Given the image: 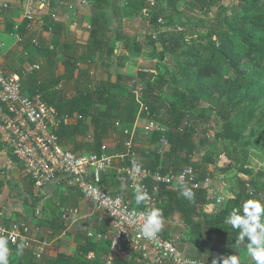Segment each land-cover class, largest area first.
<instances>
[{
	"label": "crops",
	"instance_id": "0c3cea01",
	"mask_svg": "<svg viewBox=\"0 0 264 264\" xmlns=\"http://www.w3.org/2000/svg\"><path fill=\"white\" fill-rule=\"evenodd\" d=\"M26 1L0 0V67L5 73L20 75L24 94L30 96L39 87L52 86L56 79L65 74V63L68 64L69 60L77 68L73 78L70 81L61 80L58 85H53L50 91H60L66 99L71 98L77 89L85 88L87 82H90L87 88H94L104 81L115 83L117 75H122L112 69L115 66L113 64L111 67L107 64L103 65L105 66L103 68L99 65L93 68L96 75L105 76L101 79L104 81L93 82L90 79L92 77L87 74L89 64L95 63L94 60L99 58L98 54H94L90 60L86 55L93 14L91 3L86 1L87 4H84L85 0H56L48 8L36 10L34 21L29 25L23 19V7ZM111 4L115 5L110 1ZM104 7L98 9L97 13L102 12ZM78 16L81 17L80 20H76ZM16 34L20 36V41L15 38ZM109 36L111 37L110 31ZM33 41L38 45L35 46ZM115 44L117 46L118 42ZM25 63L37 66L38 69L25 72L23 67ZM37 94L42 96L41 93ZM69 118V123L76 121L74 118ZM89 121L90 118L87 122ZM146 126V119L137 116L129 131L139 163L147 159L152 152L158 153L161 149L162 153H165L168 150L166 144L151 142L152 132L146 131ZM102 137V143L109 155L122 153L123 144L129 138L122 133L120 126L115 125L112 130L103 133ZM65 148L84 154L95 153L96 150L94 143L85 135L74 137ZM114 166L119 168L123 164L115 160ZM100 179L102 188L109 193L124 190L123 183L113 169L102 173ZM178 188L180 187L169 186L171 190ZM205 192L206 205L201 210L197 209L194 215L185 216L176 210L168 215L163 214L165 227L160 234L173 241L182 254L209 264H212L213 259H217L218 264H222L220 257L237 254L242 258L241 264H252L251 259L244 255L243 245L238 246L236 243L239 230L233 229L226 223L234 208H240V214H243L244 202H235V198L227 197L226 204L218 207L216 203L218 200L220 202L217 204L221 203L219 196L221 188L216 191L209 187ZM257 192L261 191L257 190ZM127 195L130 200H134L130 193ZM43 197L41 203L46 197H50L57 205L60 210L58 218L50 216L42 204L39 206L40 203L34 198L32 183L0 139V230L10 231L12 225L17 222L24 224L26 227L24 236L30 241L29 246L24 247L20 256L16 255L19 242L16 244L9 242L10 264H102L110 245V225L107 219L89 205L78 191L66 187L60 180L45 186ZM256 199L264 202L259 197ZM38 206L41 213L36 216L35 209ZM70 209L75 212L63 220V213ZM222 210L224 212H221ZM89 233L93 236H89ZM94 234L100 235L101 238H95ZM0 235L6 236L2 232ZM157 257V251L144 245L139 252L125 249L114 264H145L154 261ZM60 259L62 260L57 263ZM161 264L172 263L163 260Z\"/></svg>",
	"mask_w": 264,
	"mask_h": 264
},
{
	"label": "trees",
	"instance_id": "16d2710c",
	"mask_svg": "<svg viewBox=\"0 0 264 264\" xmlns=\"http://www.w3.org/2000/svg\"><path fill=\"white\" fill-rule=\"evenodd\" d=\"M55 1L51 0L50 6ZM85 1L93 5L91 29L86 47L87 59L91 60L94 54H98L101 59L112 58L114 50L109 45L107 20L101 13H97V10L102 9L108 0ZM239 2L238 9L232 11L231 15L222 14L214 21H208L209 31L205 37L182 41L187 45V50L177 66L178 72L174 79L183 86L194 85L187 86L194 94L191 105L206 96V100L212 98V101L217 97H224L229 104H234L236 107L243 102L241 100L247 99L246 93L256 85L258 78L264 77V0H239ZM214 3L215 0H195L194 4L200 13H207ZM155 22L156 19L152 21L153 24ZM114 40L125 41V48L129 47L127 39L121 33H116ZM117 65L122 66L120 63ZM76 69L69 60L68 64L65 63V74L56 79L53 85H58L61 80L70 81ZM151 77L150 73L140 71L136 79L140 82L146 81L142 92L143 102L147 106L148 115L157 120L158 112L154 108L152 98L156 90H162L165 80L159 77V83H154L149 81ZM89 84L90 82H87L85 88L77 89L68 99L60 91L50 92L53 85L39 87L32 95L41 93L43 100L53 106L59 116L66 115L76 119L74 123L60 124L56 131L62 148L66 149V144L74 137L85 135L94 143L95 153L99 154L103 145V133L112 130L116 123L122 128V133L123 130L129 132L136 120L139 107L133 95L123 96L124 86L121 76H117L115 83L100 82L93 90L87 88ZM243 90L246 93L242 99L240 94ZM177 95L180 100L172 101L168 107L169 121L163 123V119L157 120L167 127L166 131H155L151 136L153 144H166L168 150L162 157L157 152L150 153V159L145 158L139 163L142 168L152 171L159 168L163 174L169 169L180 171L184 166L195 167L191 158L197 148L192 139V131L183 125L184 114L179 108L183 104L182 101H185L184 94L178 92ZM221 117L224 118V114ZM88 118H90L89 122H87ZM207 162L213 163L212 159H207ZM192 191L195 193V198L189 201L180 195L181 187L171 190L167 185H158L157 197L160 199V209L163 210V214L168 215L176 210L185 216H192L197 209L201 210L207 202L206 192L201 189H192ZM253 192L251 196L257 193ZM249 199L252 197L242 193L238 200L245 202Z\"/></svg>",
	"mask_w": 264,
	"mask_h": 264
},
{
	"label": "rangeland",
	"instance_id": "374dc122",
	"mask_svg": "<svg viewBox=\"0 0 264 264\" xmlns=\"http://www.w3.org/2000/svg\"><path fill=\"white\" fill-rule=\"evenodd\" d=\"M110 1L115 5H110ZM110 1H107L105 9L100 13L107 20V28L111 32L109 45L114 55L113 58H98L94 60L95 63L89 64L87 74L93 78L90 79L100 82L105 76L96 75L93 68L98 65L103 68L107 64L111 67L113 64L117 69L115 66L112 69L122 74L115 73L122 77L123 96H127L132 95V82L136 73H150L152 77L149 81L154 83H159L158 79L162 77L165 80L162 90H156L152 98L158 112L157 120L163 119V123L169 121V104L180 100L178 92L184 94L185 101L181 100L183 104L179 106L184 114L183 125L192 131V139L197 148L191 158L195 167H184H192L197 178L207 182L211 189L217 191L221 188V203H216L218 207L226 204L227 197H233L235 202H239L242 193L264 201V77L260 76L249 92H241L240 98L243 99L246 93L247 99L241 100L243 102L236 107L224 97L212 101V98L206 100V96L191 105L194 94L187 86L192 84L183 86L174 79L178 72L177 66L187 50V45L182 41L205 37L209 31L208 21H214L222 14L231 15L232 11L238 9L239 0H215L207 13L198 11L195 0ZM80 19L78 16L76 20ZM155 19L158 26L156 22L152 23ZM116 33H121L127 39L129 47L125 48V41L118 42L116 46ZM119 63L121 67L117 66ZM28 64H23L25 72H29L31 67ZM137 81L142 93L146 81ZM82 82L85 84L84 79ZM90 88L93 90L95 87ZM142 104L147 109L143 98ZM223 114L224 118L221 117ZM137 116L146 119L148 126L152 125V133L156 127L167 128L149 116L148 111L141 112L138 108ZM162 152L159 149L157 154L162 156ZM150 157L148 155L147 160ZM207 159H212L213 163L208 164ZM253 191L258 194L251 196L249 193Z\"/></svg>",
	"mask_w": 264,
	"mask_h": 264
},
{
	"label": "built area",
	"instance_id": "2783aa9c",
	"mask_svg": "<svg viewBox=\"0 0 264 264\" xmlns=\"http://www.w3.org/2000/svg\"><path fill=\"white\" fill-rule=\"evenodd\" d=\"M87 4L86 1L83 2ZM44 7L41 8L40 5ZM51 0H27L23 7V19L30 23L34 21L35 11L48 8ZM160 21V20H159ZM20 41V36L15 35ZM35 46L36 41L32 42ZM38 69L31 66L29 72ZM135 102L139 104L141 112L147 111L142 104L140 85L135 78L132 82ZM70 118L59 116L56 109L48 105L40 94L28 96L22 92L21 77L16 73H5L0 67V139L6 149L23 168L34 187V198L40 203L44 198L43 190L49 183L60 180L66 187L75 189L95 210L101 213L110 225V245L102 264H114L125 249L134 252L147 247L158 252V257L145 264H161L168 260L172 264H209L200 259L182 254L175 243L159 234L157 240L144 238L140 228L144 222L141 213L151 208H160L161 202L157 197L158 185L164 184L172 187L187 185L194 190L208 191L209 184L197 179L192 167H183L180 171L167 170L161 173L160 169L154 171L142 168L136 158L134 146L129 132L123 130V134L129 137L123 144L124 151L120 154L109 155L106 147L100 148V153H76L62 148L59 144L56 131L60 124H67ZM119 127V124H115ZM152 125H147L145 130L151 131ZM158 132L165 131L164 127H156ZM115 160L123 166L115 167ZM113 169L121 182L124 190L117 193H109L101 186L100 175ZM183 176V180L180 177ZM142 185L148 192L149 199L139 206L135 202V189ZM127 193L133 196L130 200ZM252 195V193H249ZM119 197L122 200L120 207H116L113 201ZM35 209V215L41 213L40 207ZM74 210H66L62 219L74 213ZM9 238L12 244L23 241L28 247L30 241L24 233L26 227L21 223H14L10 231L0 230ZM89 236H93L89 233ZM100 239V235L94 234Z\"/></svg>",
	"mask_w": 264,
	"mask_h": 264
},
{
	"label": "clouds",
	"instance_id": "9594fccd",
	"mask_svg": "<svg viewBox=\"0 0 264 264\" xmlns=\"http://www.w3.org/2000/svg\"><path fill=\"white\" fill-rule=\"evenodd\" d=\"M44 7L43 4L40 5ZM183 180V176L180 177ZM135 202L139 206L149 199L148 192L142 185H137L135 189ZM180 195L191 201L195 198V193L187 185L181 186ZM220 201L218 200L217 203ZM114 206L120 207L122 200L117 197L113 201ZM243 214H240V208H234L227 219L226 223L233 229L239 230L237 233L236 243L244 249L246 258H250L252 264H264V202L257 199H249L242 205ZM144 222L140 228L141 235L146 239L157 240L159 234L165 227L163 210L160 208H151L141 213ZM247 238V243H245ZM25 243L22 241L17 244L16 255L23 254ZM9 238L0 235V264H10ZM240 255H230L220 257L222 264H241ZM212 264H218L217 259H213Z\"/></svg>",
	"mask_w": 264,
	"mask_h": 264
},
{
	"label": "water",
	"instance_id": "95a60500",
	"mask_svg": "<svg viewBox=\"0 0 264 264\" xmlns=\"http://www.w3.org/2000/svg\"><path fill=\"white\" fill-rule=\"evenodd\" d=\"M42 206L43 208L49 213L50 216H52L53 218H58L59 214H60V210L57 207V205H55L50 197H46L43 202H42Z\"/></svg>",
	"mask_w": 264,
	"mask_h": 264
}]
</instances>
